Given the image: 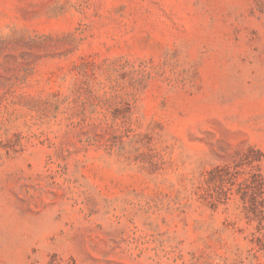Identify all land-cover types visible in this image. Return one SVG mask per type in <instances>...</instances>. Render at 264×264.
Segmentation results:
<instances>
[{"label": "rangeland", "instance_id": "374dc122", "mask_svg": "<svg viewBox=\"0 0 264 264\" xmlns=\"http://www.w3.org/2000/svg\"><path fill=\"white\" fill-rule=\"evenodd\" d=\"M0 264H264V0H0Z\"/></svg>", "mask_w": 264, "mask_h": 264}]
</instances>
